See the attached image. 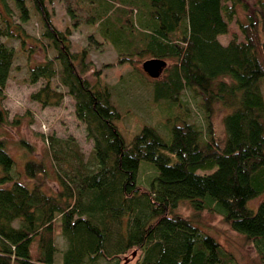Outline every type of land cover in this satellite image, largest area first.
Masks as SVG:
<instances>
[{
	"label": "trees",
	"instance_id": "trees-1",
	"mask_svg": "<svg viewBox=\"0 0 264 264\" xmlns=\"http://www.w3.org/2000/svg\"><path fill=\"white\" fill-rule=\"evenodd\" d=\"M10 1L19 24H4L0 36L25 43L20 24L31 10L43 52L53 51L28 65V82L44 81L28 99L48 107L69 96L92 147L84 161L72 137L46 139L56 184L50 191L38 177L47 176L42 161L24 162L30 183L11 178L13 160L0 137V264H54L56 253L61 264H122L124 257L126 264H238L192 217L172 213L180 201L220 215L264 264V198L254 209L246 204L264 192V0H61L63 31L44 0ZM238 9L241 40L222 45L217 37ZM84 25L93 26L87 47L71 52L68 36ZM104 43L118 64L171 61L150 87L151 103L164 115L163 134L147 119L138 120L129 142L120 134L119 121L130 111L116 108L99 70L96 81L83 76L88 49ZM13 55L0 41V101ZM56 75L65 90L50 83ZM183 91L199 100L203 128L187 120ZM217 106L224 109L220 140L211 124ZM6 123L0 106V126ZM140 168L151 171L144 183Z\"/></svg>",
	"mask_w": 264,
	"mask_h": 264
},
{
	"label": "rangeland",
	"instance_id": "rangeland-1",
	"mask_svg": "<svg viewBox=\"0 0 264 264\" xmlns=\"http://www.w3.org/2000/svg\"><path fill=\"white\" fill-rule=\"evenodd\" d=\"M61 0H44V6L49 12L51 22L54 27L63 31L68 23V17L62 8ZM29 19L20 24L25 33V43L21 44L20 39H6L0 36V41L8 48H11L14 55L8 71V77L5 82L4 98L0 101V106L7 111V122L0 126V137L5 138L6 151L12 157L13 165L10 170V176L13 180L30 183L23 174V164L28 159H36L42 161L46 169L47 176L43 179V188L54 191V175H52V167L54 160L50 155L48 147L49 136H53L59 140L72 137L76 142L79 150L83 154V160L90 158V150L92 140L87 137L85 124L77 120L74 115L73 100L65 95L60 104L57 106L40 107L36 102L30 101L28 95L36 91L44 82L38 79L34 83H29L28 65H34L41 62L44 56L53 53L52 50L43 52L42 45L38 42L40 36V27L36 15L30 10ZM244 14L238 9L235 18L228 24V31L224 35L217 37L220 44L225 45L233 36L237 40H241V35L235 24L236 18L242 20ZM10 22L19 24L17 11L10 0H0V28H4V24ZM8 29V27H6ZM92 25H84L70 32L68 36L70 41V51L79 53L83 48L87 47L88 41L86 36L92 32ZM93 38L101 42L102 38L98 33L92 34ZM24 48V50H22ZM116 51L109 45L104 43L101 48H89L84 62H89L88 70L83 73L89 81H96L92 73L99 70V79L104 80L105 84L110 88V97L118 110L130 111L119 121V131L126 142H129L131 136L138 131V120L146 121V119L157 122L159 133L165 132L163 126V114L158 115L157 105L153 106L150 97V87L154 79L149 78L140 69L141 60L136 63L128 64L126 62L118 64L116 62ZM136 59V58H135ZM134 59V60H135ZM147 59V58H145ZM166 61V65L171 61ZM134 77H132V75ZM163 74V70L160 76ZM57 75L50 80V83L57 90H65L56 83ZM262 99L264 102V83L261 86ZM180 100L189 115L188 121L194 122L201 128L204 122L199 108V100L190 97V93L183 91L180 94ZM224 109L217 106V111L211 118L212 131L216 139L223 138L222 115ZM16 120L12 123V120ZM170 121H172L170 119ZM20 142H24L29 148H23ZM148 169L139 170L138 181L144 183L147 178ZM264 198L263 194L257 195L254 199L248 201L247 207L254 209L259 201ZM172 213L192 217L197 227L203 232L212 236L223 248L230 252L238 264H257V257L251 247L244 242L243 236L232 231L223 221L222 217L214 212L206 209L195 211L186 201H180ZM55 238L60 241L58 231L56 230ZM56 253L54 264H61ZM108 264V263H105Z\"/></svg>",
	"mask_w": 264,
	"mask_h": 264
},
{
	"label": "water",
	"instance_id": "water-1",
	"mask_svg": "<svg viewBox=\"0 0 264 264\" xmlns=\"http://www.w3.org/2000/svg\"><path fill=\"white\" fill-rule=\"evenodd\" d=\"M166 62L163 59L158 58H150L144 60L140 64V69L144 72L149 78L156 79L161 74L162 70L165 68ZM124 262L122 264H126L128 259L123 258Z\"/></svg>",
	"mask_w": 264,
	"mask_h": 264
}]
</instances>
